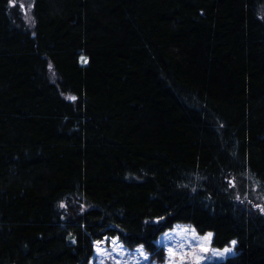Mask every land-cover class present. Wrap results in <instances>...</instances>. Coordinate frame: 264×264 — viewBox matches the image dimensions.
Wrapping results in <instances>:
<instances>
[{
    "label": "trees",
    "instance_id": "trees-1",
    "mask_svg": "<svg viewBox=\"0 0 264 264\" xmlns=\"http://www.w3.org/2000/svg\"><path fill=\"white\" fill-rule=\"evenodd\" d=\"M32 18L0 0V264H88L111 238L162 262L177 224L236 242L206 264H264V0Z\"/></svg>",
    "mask_w": 264,
    "mask_h": 264
},
{
    "label": "rangeland",
    "instance_id": "rangeland-1",
    "mask_svg": "<svg viewBox=\"0 0 264 264\" xmlns=\"http://www.w3.org/2000/svg\"><path fill=\"white\" fill-rule=\"evenodd\" d=\"M23 5V7H21ZM33 0H12L11 8H17L21 14L25 27L29 30L33 28L32 18ZM234 186V185H233ZM258 192L253 191L252 196L258 202L257 207L261 211L264 203L260 199ZM208 234L199 235L190 225L177 224L172 229L162 233L157 244L164 250V260L158 262L144 250L148 259L142 256L137 248L128 249L122 243L113 244L114 238L102 240L94 243V253L88 264H206L214 261H222L235 254V244L232 243L226 247L231 249L230 253H226L223 257L213 255V251L223 252V249L212 247L211 238ZM207 237V239H205ZM97 249H100L98 251ZM207 249V250H205Z\"/></svg>",
    "mask_w": 264,
    "mask_h": 264
},
{
    "label": "snow or ice",
    "instance_id": "snow-or-ice-1",
    "mask_svg": "<svg viewBox=\"0 0 264 264\" xmlns=\"http://www.w3.org/2000/svg\"><path fill=\"white\" fill-rule=\"evenodd\" d=\"M10 3H12V0H10ZM21 7H23V5H21ZM50 67H51V66H50ZM69 98L72 99V100L75 99V97H69ZM61 207H65V205L62 203V204H61ZM261 211H264V208H262ZM210 236H211V233L208 234V237H210ZM205 239H207V237H206ZM118 243H119L118 238H114V240H113V244H114V245H117ZM235 243H236L235 241H232V244H233V245H234ZM97 250L100 251V249H97ZM205 250H207V249H205ZM137 251H138L142 256H144V258H145L146 260L148 259L147 255L144 253L143 245H140V246L137 248ZM230 252H231V249H229V248H225V249L223 250V252L218 251V250L213 251V255H216V256H219V257H223L226 253H230ZM197 264H199V258H197Z\"/></svg>",
    "mask_w": 264,
    "mask_h": 264
}]
</instances>
